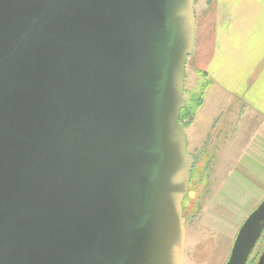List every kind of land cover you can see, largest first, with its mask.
<instances>
[{
	"label": "water",
	"instance_id": "1",
	"mask_svg": "<svg viewBox=\"0 0 264 264\" xmlns=\"http://www.w3.org/2000/svg\"><path fill=\"white\" fill-rule=\"evenodd\" d=\"M194 2L0 0V264H182Z\"/></svg>",
	"mask_w": 264,
	"mask_h": 264
},
{
	"label": "crops",
	"instance_id": "2",
	"mask_svg": "<svg viewBox=\"0 0 264 264\" xmlns=\"http://www.w3.org/2000/svg\"><path fill=\"white\" fill-rule=\"evenodd\" d=\"M194 13L186 71L202 84L203 101L186 130L188 152L209 173L216 163L218 179L251 191L258 204L264 197V0H195Z\"/></svg>",
	"mask_w": 264,
	"mask_h": 264
},
{
	"label": "rangeland",
	"instance_id": "3",
	"mask_svg": "<svg viewBox=\"0 0 264 264\" xmlns=\"http://www.w3.org/2000/svg\"><path fill=\"white\" fill-rule=\"evenodd\" d=\"M184 98L200 93L202 84L195 83V75L186 71ZM187 128L185 129L186 132ZM189 152L191 150L189 149ZM197 160L198 157L196 155ZM207 163L198 161L193 173L194 186L187 202L184 215L186 223V241L182 264H226L238 230L248 215L258 204L253 193L239 187L234 188L231 181L217 177V165L212 164L209 173ZM216 166V168L214 167ZM216 177H215V176ZM203 177V179H201ZM209 177V178H208ZM200 195L196 203L195 194ZM186 212V213H185ZM264 252V233L257 243L248 264H254Z\"/></svg>",
	"mask_w": 264,
	"mask_h": 264
},
{
	"label": "trees",
	"instance_id": "4",
	"mask_svg": "<svg viewBox=\"0 0 264 264\" xmlns=\"http://www.w3.org/2000/svg\"><path fill=\"white\" fill-rule=\"evenodd\" d=\"M203 101V87H201L200 93L189 98L186 101V107L180 113V122L186 129L191 123L196 114L198 108L202 105Z\"/></svg>",
	"mask_w": 264,
	"mask_h": 264
},
{
	"label": "flooded vegetation",
	"instance_id": "5",
	"mask_svg": "<svg viewBox=\"0 0 264 264\" xmlns=\"http://www.w3.org/2000/svg\"><path fill=\"white\" fill-rule=\"evenodd\" d=\"M196 159H195V161H194V164H193V170H192V172H191V177H190V184H189V187H188V191H187V194H186V196H185V198H184V201H183V215H184V210H185V208L186 207H184V204H185V202H187V199H188V197H189V195L191 194V191H192V188H193V186H194V178H195V175H196V171H194V169H195V167H196ZM193 173H194V176H193ZM194 178H193V177ZM209 178V177H208ZM201 179H203V177H201ZM196 195V198H194V197H192L193 199H195V202L197 203L199 200H200V195L199 194H195ZM186 213V212H185ZM184 218H185V227H186V223H187V217L186 216H184ZM263 233H264V230H263V232H262V234H261V237H260V239L262 238V236H263ZM260 239L258 240V242L260 241ZM257 242V243H258ZM257 243H256V245H257ZM256 245H255V247H256ZM255 247H254V249H255ZM254 249L252 250V252L250 253V255H249V257H248V260H247V262H246V264H248L249 263V260H250V258H251V256H252V253H253V251H254ZM264 255V252H262L261 254H260V256L258 257V259H257V261L254 263V264H257L258 263V261H259V258L261 257V256H263Z\"/></svg>",
	"mask_w": 264,
	"mask_h": 264
}]
</instances>
